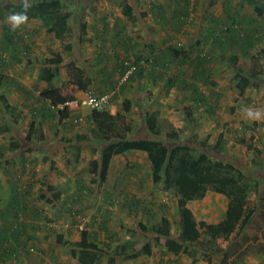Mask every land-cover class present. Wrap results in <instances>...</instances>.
Masks as SVG:
<instances>
[{"label":"rangeland","instance_id":"rangeland-1","mask_svg":"<svg viewBox=\"0 0 264 264\" xmlns=\"http://www.w3.org/2000/svg\"><path fill=\"white\" fill-rule=\"evenodd\" d=\"M12 1L18 2L21 0H0V3ZM60 1L64 8L71 13L70 31L64 40H55L51 34V36H48L49 32L41 35H38V32L28 35L29 32L23 26H19L15 29V32L11 33V25L7 19L11 13L0 18V94L7 98L11 104L15 105L12 115L18 117V121L14 122L10 114L3 110L0 99V119L4 117L11 128V135L4 133L0 137V150L2 149L3 151L0 163L12 155L5 150L9 139H15L18 143L28 146L34 143H43L46 148L53 149L58 147V144L63 145L60 139L61 136L68 137L76 129L85 125L81 121L73 126H59L48 117L37 118L38 123L34 126L35 122H33L31 136L26 138L28 121L31 116L27 113L26 116L20 117L23 111L26 113L30 107L35 108L38 103L35 100L36 95H38L36 91L31 89L30 93L27 87L31 86L30 82L34 79V72L40 62L51 63L61 69L62 67L64 68V63L71 59L81 66L90 67V46L92 41H86L85 33L81 34L78 30L79 10H84L85 17L89 18L101 13V9H105L106 14L110 16H123L122 9L127 7L131 9L134 16L139 19L138 24L135 25L137 26L136 29L126 30L118 40L114 38V42L117 44H115L114 48L109 47V51H116L118 54L121 53L122 42L132 44L133 52L134 50L136 52L142 47L145 48V42L149 40L151 42L156 40L154 41V45L157 46L156 50L164 52L161 50L163 44L158 42L162 29L152 21L150 15L153 13V15L162 16L164 19L173 18L168 23L170 31L168 40H165L167 43L164 44L167 49L162 57L153 59V63L157 64L156 67L162 72L163 76L161 77L160 75L155 80V87L150 86L148 81L144 86H141L142 94L143 92L145 94L141 95L139 92L137 94L135 92V97L139 100L141 96L150 99L147 102H139L138 100L135 103L133 102V109L127 113L133 126V132L130 133V135L132 134L130 137H154L168 145L175 142L185 143L194 151L204 150L208 152L210 157L231 163L245 174L256 179L259 185V194L256 197V210L242 234L231 242L220 241L223 245L224 253L210 252L209 257L216 264H264V74L257 78H250L246 88L240 92L235 87L237 80L235 72L240 70L237 61L238 56L246 58L250 55H256L257 57L259 56L260 62L264 63V7L262 9L259 8L262 5L264 6V0H255L250 5L241 4L238 0H212L213 3H211V0H189L188 3L184 0ZM259 4L262 5L259 6ZM228 5L230 9L227 8ZM184 11L186 14L183 13ZM26 23L27 21L21 25H26ZM124 23L127 24V21H124ZM152 25L157 28L155 31L154 29L144 30L146 26ZM161 25L164 26L165 23ZM6 26L8 27L6 31L11 35L9 41H6L7 38L4 35ZM136 31L138 32L135 35ZM79 36L83 38L81 41L78 40ZM2 40H5V44L2 43ZM106 40L105 38L104 44H108L109 40ZM162 40L164 39L160 41ZM39 41L47 43L46 46L43 47ZM248 41L251 43L250 45L247 44ZM66 42L71 45L70 53H67L62 47ZM27 43L32 47L26 49L25 45ZM106 46L107 49L109 45ZM54 50H56V54L60 59L54 58ZM196 55L202 58L197 59ZM33 60L37 63L31 66L30 64L33 63ZM165 61L167 62L165 64L166 69H163L162 64ZM105 64L108 70L111 67V62H106ZM246 71L244 70V72ZM124 76L122 77V82H125ZM117 77L119 80L121 76L115 73V78ZM168 77H173L175 83L166 90L167 87L164 82L167 81ZM135 78L137 76H133L126 82L132 95H134L133 93L136 89L132 86L137 84ZM64 90L62 96L58 95V97L52 98V101L48 100V102L55 103L57 110H62L59 106L65 102L70 103L72 100L77 101L76 105H83L81 103L83 98L80 100L75 98L71 94L72 89L67 86ZM90 92L95 94L92 90ZM29 95H32L31 99H28ZM24 100L26 101L24 102ZM22 101L25 105L20 106ZM106 103L108 105L109 102ZM66 107L70 108L69 105H66ZM115 107V110L121 109L119 102L115 103ZM245 108L254 112L259 110L261 113L260 118H249L243 111ZM150 112H153L157 129L156 134H150L145 125L144 116ZM35 116L33 117L35 118ZM53 130L55 131L53 132ZM250 130L252 135L248 133ZM175 131L176 136L173 138L172 132ZM52 132L54 135H52ZM218 133L222 134L225 142L220 151L214 152L210 150L207 144L212 143ZM88 142L91 143H84L85 146L83 147L85 159L80 160L85 161L84 164L87 166L85 171V167H80L81 170H77V168L73 170L72 168L69 171L68 167L64 166L62 158V168L59 171L60 182H54L53 177L47 178L46 183H49L59 192L61 190L63 196L68 195L70 197L75 192L80 194L83 189L82 193L87 194V191L94 190L93 186H95V190H98V188L100 189V187L105 185V182L100 186L92 182L89 184L84 182L88 174H94L95 172L94 165L91 163L96 154L95 152H89L90 148L93 145H99L96 139ZM97 146L96 148H98ZM13 152L15 153V151ZM131 152L133 151L128 150L124 156L127 157L128 155L129 160L138 162L139 174L141 175L140 181L138 180L137 184L134 185L135 183H132V179L136 178L132 177L130 179L131 182H126L123 186L121 185L124 181L120 184H118V181L113 183L124 187L122 188V194L126 199L129 197L130 200H133L134 198L135 202L139 203V207L136 206L133 209L134 212H127L122 207L119 208L118 203L111 206L108 213L99 211L101 209L97 212L96 207H101V203L104 200L101 195L100 199H94L91 202L94 203L93 206L89 202L90 199H85L84 197L81 200L84 206L82 211L85 214L89 216V214L95 213L96 218L107 223L111 228H122L119 234L117 233L116 238L113 241L111 240L112 244L109 241L107 243L108 247L104 245L103 250L109 253L101 255L97 264H158L159 260H163L161 261L163 262L162 264H169L167 262L170 260L168 255L171 250L164 244H148L145 247L146 251L140 252L136 249L134 258L127 256L129 254L128 245L139 243V237L134 233V230L140 229L138 227L139 224L142 226L162 219H168L171 224L170 239L176 236L178 229L177 207L172 191H164L161 188V183L152 184L145 173L147 166L145 159L134 153L132 155L130 154ZM88 153H90L89 156ZM94 160L96 161L97 159ZM117 160V163H114L113 171L117 169L121 171L120 167L126 166L125 171L128 172L130 167L132 168L133 166L129 162L125 163L121 159ZM88 167H90L91 171ZM78 178H81V180H78ZM108 183L107 189L112 184L111 182ZM79 185H81L82 189L78 188ZM46 191L48 192L49 190L47 189ZM113 191L117 192V189L115 188ZM48 195L50 194L48 193ZM123 196H120V199ZM113 197L115 199L117 195ZM15 200L16 197H13L9 202L5 199H0V238L5 237L6 232H9V225L3 223V219H5L11 204L17 208L16 204L19 201ZM187 204L196 219L215 222L223 215L226 198L222 193L208 188L202 198L189 200ZM45 206V215L47 216H50V212H53L54 209H59L62 213V219L46 225L49 228L52 227L55 231L60 230L59 228L64 229L61 231V236L66 245L56 244L54 238H56L58 232L54 234L51 230L50 234L54 235L51 241L54 245L50 246V242L46 240L47 242H45L48 245L50 244L48 248L39 246L38 249H45L46 254L44 256L53 257L56 264H78L74 260L75 251L72 247H69L71 242L69 240L77 237L79 229L76 224L79 221L76 218H80V215L73 216V214L67 212L69 207L75 208L77 205L73 204L71 206L69 203L54 205L51 202H46ZM106 209L107 207L103 210ZM20 210L22 212L25 211L23 208H20ZM22 216H26V214H22ZM97 222L101 221L97 220ZM67 227L71 229L69 233H65V228ZM10 232L15 233L16 231L12 228ZM37 232L40 233L39 231ZM25 233V231H20L17 234L19 244L22 247L21 250L17 253L15 252V255H7L0 261V264H17L14 261L18 254L23 259L27 257L29 252H26L24 248L27 242L31 241V238H28ZM148 235L150 234L148 233ZM12 239L13 236L8 233L0 245V252L10 254ZM100 241L104 240L100 239ZM41 254L42 252L37 255L40 256ZM41 259V257L37 259L29 257L25 259L26 263L24 262V264H48V262L40 263ZM37 260L39 261L37 262ZM209 261V258L201 257L194 263L210 264Z\"/></svg>","mask_w":264,"mask_h":264},{"label":"trees","instance_id":"trees-1","mask_svg":"<svg viewBox=\"0 0 264 264\" xmlns=\"http://www.w3.org/2000/svg\"><path fill=\"white\" fill-rule=\"evenodd\" d=\"M184 1L188 3L189 0ZM238 1L246 5L255 2V0ZM29 2L31 7L27 11L28 18L35 17L40 19L46 32L51 33L56 39L64 40L70 31L71 13L64 8L61 1L29 0ZM211 3H213L212 0ZM260 5L262 4H259V6ZM262 7L264 6L262 5L259 8L262 9ZM227 8L230 9L229 5ZM22 11L21 1L0 3V18H3L8 13ZM183 13L186 14L185 11ZM122 14L132 26L136 24L131 9L128 7L122 9ZM84 22V10H79L78 30L81 34L84 33ZM211 32L213 31L211 30ZM5 36H7V34H5ZM6 38L7 40H5L9 41L11 36ZM82 39V36L78 37V40L81 41ZM5 40H2V43L5 44ZM248 42L247 44L250 45L251 43ZM62 47L67 53L71 52L72 48L68 42L64 43ZM155 49H157V47ZM120 54L115 56L120 62L118 75H125L124 81L127 82L133 76H140L143 73V69L139 65V58H141L142 55H136V53L133 52L132 44L122 42ZM53 55L57 60L60 59L56 53H53ZM130 57H132V59H130ZM158 57H162V54L159 53ZM196 58L200 59L202 57L196 55ZM237 61L240 70L235 72V76L237 77L235 87L237 88L236 90L240 92L246 88L250 78H257L264 74V63L260 62L259 56L257 57L256 55H250L246 58L244 56H238ZM151 64L154 65L153 60ZM244 70L247 71L244 72ZM58 75L57 66L54 64L41 65L38 68L39 78L45 81H48L51 76L57 78ZM65 75L67 82L73 83L82 91H86L87 85L91 82L90 72H88L84 66H79L71 59L65 62ZM160 75L162 76V72L158 70L157 77ZM165 83L167 87L166 90H168L175 82L173 77H168ZM0 99L3 110L8 112L12 120L16 122L18 117L12 115L15 106L1 94ZM130 105L131 101L129 98L125 97L121 102L120 111H115L114 113H110L105 108H90L89 119L91 128L88 132L75 133L70 137L61 136L66 164L74 168L79 161V152L85 146L84 143H89L88 141L96 139L99 142V145H96L98 148L92 146L91 152L97 151L98 161L95 162L92 160L93 162L91 164L97 167L98 180L103 182L110 159L113 155L128 150L145 153L150 167V182L154 185L161 183V188L164 191H172V194L175 196L178 229L176 236L170 239L171 224L168 219H162L142 226L138 223L140 229L134 230V233L139 237V243L128 245L129 254L127 256L134 258L136 256V249L140 252L146 251V245H151L153 243L155 245H167L168 249L175 254L185 250L186 253L191 256L192 261L200 257H207L210 260V264H215L214 260L210 259L209 253L222 252L223 245L220 241L231 242L240 236L255 212L256 197L259 194L258 181L245 174L231 163L210 157L208 152L204 150L194 151L188 144L175 142L168 145L154 137L131 138L130 136L132 134L130 135V133L133 132V126L127 116ZM56 113L58 120L65 119L68 115L66 108ZM53 115L56 116L55 114ZM144 121L150 134H156L157 129L153 118V112L146 114L144 116ZM32 129L33 120H30L25 135L26 138L31 136L30 133ZM7 131H9V126L3 117L0 119V137ZM248 133L252 135L251 130ZM175 136L176 131L172 132V137L175 138ZM11 141L9 145L10 150L13 149L12 144H17L15 139ZM224 142V137L221 133H218L215 140L207 144V146L211 151L218 152L223 148ZM2 157L3 153L0 152V160ZM45 158L47 159V156L43 155V159ZM48 162L52 161L49 159ZM45 186L51 191V196L45 197L46 202H51V204L54 205L69 203V205L72 206L76 204L77 206H75V208L69 207L67 212L73 214V216L80 215V218L84 217L85 212L82 211L84 206L81 201L83 197L81 195L71 194L70 197H68V195L61 196L60 192L50 184H46ZM80 187L81 185L78 186V188ZM208 188L222 193L226 198L223 215L215 222L196 219L192 210L187 205L189 200L202 198ZM60 196L62 198H60ZM102 203L106 204V202ZM57 210L52 213V218L47 216V220L53 221L58 219L61 216V212L60 210L57 212ZM13 228L16 233H9L14 237V234L17 236L18 232L20 233L21 230H17V227ZM148 233L150 235H148ZM4 238L6 237L0 238V245ZM55 241L58 245H66L62 240V236L59 234H56ZM69 244V247H72L75 251L74 260H76L78 264H97L102 254L109 253L106 250L104 251L103 248H98L97 245L93 244L91 241H88V232L83 229L79 232V239ZM104 245L108 247L107 244ZM13 252L14 251L11 249L10 254L1 252L0 255L5 257L7 255H12Z\"/></svg>","mask_w":264,"mask_h":264},{"label":"crops","instance_id":"crops-1","mask_svg":"<svg viewBox=\"0 0 264 264\" xmlns=\"http://www.w3.org/2000/svg\"><path fill=\"white\" fill-rule=\"evenodd\" d=\"M100 12L101 13H98L97 15L91 16L89 18L85 17V22H84L85 24L84 33H85L86 41L88 40L92 41V45L90 46L91 47L90 49L91 65L90 67L88 66L86 67L85 65H82L86 68L88 72H90V75H91V82L90 84L87 85L86 91L92 90L95 94H102V93L109 94L108 101H107L109 103L108 105H106L107 104L106 103L105 104L106 106L103 108L107 109L110 113H114L115 111H120L119 108L115 110L116 108L115 103L119 102V106L121 108V102L123 98L125 97L129 98V100L131 101V105H130V110H131L133 109L132 108L133 102L135 103V101L137 100L139 102L140 101L147 102L150 99V98L149 99L146 98L145 96H141L145 94V92H143L142 94V88H140L141 86H144V84L147 83V81L150 86H153V87L156 86L154 82L158 78L157 77L158 68L156 67L157 66L156 63H154V65L151 66V62L153 59L155 60L156 57L158 58L159 53L162 55L165 53L167 47H165L164 44L167 43L165 40H168L167 38H168L169 31H170L168 29V23L170 22V19L172 21L173 18L164 19L162 16H159L156 14L153 15V13L152 15H150L152 21L157 26H160V28L162 29V32H161L162 34L159 36V39L160 40L164 39V40L162 41L157 40V41L159 42V44H163L162 45L163 48H161V50H163L164 52L163 53L162 51L158 52L155 49L157 46L154 45V41L156 40H154L153 42H151V40L146 41L145 48L142 47L140 48L139 51H136V52L134 50V53H136V55L138 54L142 55V57L139 58V61H140L139 65L143 69V73L139 77L137 76V78H135L137 84H135V86H132L136 88L133 93L134 95H132V93L129 92V86L128 84H126V81L122 82L123 75L120 77L119 80H118V77L115 78V73L117 74L120 69V62L116 59V56H115L118 54L114 51L113 52L109 51V47L114 48L115 44H117L114 42V38L118 40L121 36H123V33L126 30L130 31V30L136 29L137 26L135 25L138 24L137 22L139 19L136 16H134L136 20V24L132 26L128 22L125 16H122V15L110 16L109 14H106L105 9H101ZM124 21H127V24H125ZM162 23H165V25L164 26L161 25ZM20 26L21 27L23 26L25 30L29 32L28 35L35 34L36 32H38V35L46 33L44 25L41 23L40 20L38 21V18H35V17L28 18L26 25H20ZM7 29L8 27L6 26V28L4 29V32H5L4 35L7 34L6 37L11 36L6 31ZM146 29L147 30L154 29L155 31V29L157 28H155V26L152 25V26H146L144 30ZM10 31L11 33L15 32V30H12V28ZM137 32L138 31L135 32V35ZM50 34L51 33H49L48 36L52 35ZM53 38L56 40L55 37ZM105 38L109 40L107 42L108 44L103 43ZM43 40L46 42L45 39ZM39 43L43 45V47L46 46L47 44L41 41H39ZM106 45H109L107 49H106L107 47ZM25 47L26 49H29L32 46L29 43H27ZM54 53H56V50H54ZM45 55H47V53H45ZM48 57H49V54H48ZM130 59H132V57H130ZM31 61H27V62L30 63ZM106 62H111V67L108 68V70L106 68L107 67V65L105 64ZM36 63L37 62L33 60V63H31L30 65L31 66L32 64L36 65ZM166 63L167 62L165 61V63L162 64L163 69H166V65H165ZM41 65H52V64L40 62L38 64L37 70L34 72L35 77L30 82L31 86L27 87L29 89V92L31 89H34L36 91L38 95H36L37 97L35 100L38 103L37 105H35V108L30 107L29 110L26 111V113L25 111H23L20 117L26 116V114L29 113V115L31 116L29 121L33 120V122H35L34 126H36V124L38 123L37 118L41 119V118L48 117L49 119H51L54 123L58 124L59 126L61 125L73 126L75 125V123H79L83 121V124L85 123V125L79 129H76L73 133L70 134V136H72L75 133L88 132L91 128V123L89 119L90 108L88 106L83 104V105H70L69 106L70 108L64 107L67 109L68 115L65 119L58 120L56 112L59 110L55 108V103L53 104L50 101L48 102V100L52 101L53 100L52 98H55L56 96L58 97V95L62 96L63 91H65L64 88L67 86L69 89H72L71 94L79 100L84 98L86 91L79 90L73 83L67 82L66 75H65V63H64V68L62 67L60 69V67L57 66V69L59 72V75L57 76V78L51 76L49 77L48 81H45L39 78L38 76V68ZM164 85H166L165 82H164ZM135 92L136 94L137 92L141 94L140 100L137 99V97H135L136 95ZM31 98H32V95H29L28 99H31ZM25 101L26 100H24V102ZM24 102L22 101L20 106L25 105ZM53 114H55L56 116H54ZM33 116H35V118ZM54 131L55 130H53V132ZM10 132H11V128L9 127V131H7L6 133L10 134ZM53 132H52V135H54ZM9 140L5 146V150L11 153L12 155H10V157H8L6 160L0 163V199L1 200L5 199L7 202H9L13 199V197H16L15 201H19V202L18 204H16L17 208L13 207L14 206L13 204L10 205L11 207L8 208L7 214L5 215V219H3V223H6L9 225L8 226L9 232L13 227H17L16 228L17 230L25 231L26 232L25 235L28 238H31V241H28L26 247L24 248L26 252H29L27 257L23 259L22 256L18 254L15 257L14 262H17V264H24V262L26 263L25 259H28L29 257L34 258V259L41 257L42 259L40 260V263L48 262V264H52L54 262V264H56L55 261L53 260V257L49 258V255L44 256V254H46L45 249L44 250L38 249L39 246L43 248L44 247L48 248L50 244H51L50 246L54 245V243H52L51 241L54 235L53 234L51 235L50 232L53 231L54 234L58 232L57 234L61 235V231L64 230L62 228H59L60 230L55 231L52 227L49 228L48 225H46V224H51L55 221H59L60 219H62L63 215L61 213V216L58 219L53 220V221L47 220V215H45L46 209H44L46 207L45 197L51 196V195H48V193L50 194L51 191L45 185L46 184L49 185V183H46L47 178L49 179V177H53L54 182H60V178H59L60 172L59 171H61L60 169L62 168L61 167L62 158H63L64 166H67L69 171L72 168L69 165H67L65 162L66 157L64 154L63 145L58 144L57 145L58 147L53 148V149L52 148L48 149L45 147L43 143H34L28 146V145H22L17 142L16 145L12 144L13 149L10 150L9 145L11 143L9 142ZM13 151H15V153ZM134 151L131 152L130 154L134 153L135 155H139L143 159H145V163L147 165L145 173L147 174V177L149 178V181H150V167H149V163H148L145 153L140 152V151H135V152ZM0 152L3 153L2 149L0 150ZM84 152L85 150L82 148L79 152V161L75 165L73 170L74 169L76 170V168L77 170H81L80 167H85L84 171L86 170L87 166H85L84 164L85 161H80L82 159H85ZM89 152H91V148ZM126 152L127 151H124L123 153L116 154L111 157L109 166L107 169V173H106V176L103 182H100L98 180V173H97L98 169L96 166H93L95 170L94 174H88L87 178L84 179V182L88 184L92 182L93 184L100 186L101 184L103 185V183L105 182V185L100 187V189L98 188V190H95V186H93L94 190L87 191V194L82 193L84 190L83 189L80 192V194L79 192H75L73 193V195H81L83 198L85 197V199H90L89 201L90 203L93 202L94 199H100V195H101L102 199L105 200V201L103 200L102 202H106V205L104 203H101V207L97 206L96 207L97 212L99 209H101L99 211H102V212L105 211L106 213H108L110 207L114 206V204L116 203H118L119 208L122 207L127 212H131V213L134 212L133 209L136 208V206L139 207V203L137 204L134 198L133 200H130L129 197L126 199L122 194L123 192L122 188L124 187H120L113 183L115 181H118V184H120L121 182L124 181V183L121 185L123 186L125 185L126 182H131L130 179H132V177H135L136 179H132L133 181L132 183H135L134 185H136L137 184L136 182H138V180L140 181L141 179V175L139 174V168H138L139 165H137L138 162L136 160H129L128 155L127 157H125L124 154H126ZM95 154L96 156H94L92 160L95 161L94 159H97L96 161H98L97 151H95ZM43 155H46L47 159L46 158L43 159ZM89 155L90 153H88V156ZM49 159L52 162H48ZM117 159H121L125 163L127 162L131 163V165H133L132 168L130 167V169L127 172L125 171L126 166H121L120 167L122 169L121 171L119 169L113 171V166L115 162L117 163L118 161ZM139 161L141 162V160ZM88 168L90 170V167ZM127 174L129 175L127 176ZM78 180H81V178H78ZM108 182L112 183L109 189H107L108 184H109ZM115 188L117 189V192L113 191V189ZM47 189L49 190L48 192L46 191ZM80 189L82 188L80 187ZM60 194L61 196H63L61 190H60ZM114 195H117V198L114 199L113 197ZM120 196H123V197L120 199ZM91 205L93 206L94 203H91ZM106 207L107 209L103 210ZM20 208H23V210L25 211L22 212ZM49 210L51 209L49 208ZM55 210L56 209H54V211ZM53 212H50L51 218H52ZM57 212H59V209L57 210ZM22 214H26V216H22ZM77 220L79 221V223L76 224V227H78L79 231L77 233L76 238H74L73 240H69L71 242L79 239V232L81 229H83L88 232V241H91L93 244H96L98 248H104V244H107L109 241H110V244H112L111 240L113 241V239L116 238L117 233L119 234V231L122 230V228L120 227L111 228L110 226H108L107 223L96 218L95 213L89 214V216L85 214L84 217L78 218ZM97 220L101 222H97ZM0 230H1V224H0ZM34 231L36 232L34 233ZM37 231H39L40 233H38ZM70 231L71 229H69V227L65 228V233L66 232L69 233ZM9 232H6L5 237L7 236ZM170 232H171V228H170ZM100 239H103L104 241H100ZM46 240L50 242L49 245L48 243H46L47 242ZM18 244H19L18 235L16 236V234H14V237L11 242V248L14 251L12 253L13 255L19 252V250H21L22 248L20 244L19 245ZM223 251H224V248H223ZM223 251H222V254L224 253ZM40 252H42V254L40 256L37 255ZM168 257H170V260H168L167 262L169 264H193L194 262L198 260L197 259V260L192 261L191 256L187 254L185 250L184 252H179L176 254L173 253L172 251H169ZM3 258L4 257L0 255V261H2ZM38 261L39 260H37V262ZM161 261L163 260H159L158 264H162L163 262Z\"/></svg>","mask_w":264,"mask_h":264},{"label":"clouds","instance_id":"clouds-1","mask_svg":"<svg viewBox=\"0 0 264 264\" xmlns=\"http://www.w3.org/2000/svg\"><path fill=\"white\" fill-rule=\"evenodd\" d=\"M21 5L23 8L22 12L11 13L7 18L11 25L12 30L17 29L21 24L25 23L28 19L27 11L31 7L29 0H21ZM243 111L247 114L249 118L259 119L261 116L259 110H256L254 112L251 109L245 108L243 109Z\"/></svg>","mask_w":264,"mask_h":264},{"label":"built area","instance_id":"built-area-1","mask_svg":"<svg viewBox=\"0 0 264 264\" xmlns=\"http://www.w3.org/2000/svg\"><path fill=\"white\" fill-rule=\"evenodd\" d=\"M108 97H109V94H93L91 93L90 91H86L85 92V95H84V98L82 99L81 103L90 107L91 109L94 108V109H102L106 102L108 101ZM68 102H65L63 105H60L59 107L61 109H63L64 107H66V105H76L77 104V101L76 100H72L70 103Z\"/></svg>","mask_w":264,"mask_h":264}]
</instances>
